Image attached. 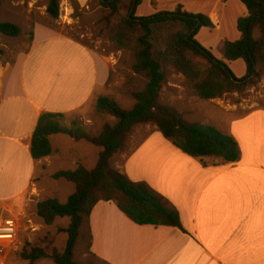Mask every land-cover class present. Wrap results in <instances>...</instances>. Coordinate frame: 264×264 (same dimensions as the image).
<instances>
[{
  "label": "crops",
  "instance_id": "0c3cea01",
  "mask_svg": "<svg viewBox=\"0 0 264 264\" xmlns=\"http://www.w3.org/2000/svg\"><path fill=\"white\" fill-rule=\"evenodd\" d=\"M179 6L212 22L213 29H200L195 40L217 60H222L224 42L240 40L236 24L248 13L238 0H141L135 17L173 12ZM32 34L24 53L0 65V205L1 217L16 218L19 235L25 233L28 244H45L50 234L45 229L61 218L46 226L36 215L37 204L47 200L41 197L43 178L73 171L77 164L91 171L101 149L56 135L49 138L53 154L34 161L30 146L39 117L62 115L66 123L78 121L85 132L98 136L109 123L95 122L108 117L95 114L96 101L113 97L106 95L111 68L103 57L38 25L32 27ZM227 66L236 78L245 75L242 60ZM240 107L228 106L219 112L224 120L209 121V126L237 143L239 159L233 164L190 158L154 126H135L110 167L159 195L178 213L180 229L137 226L114 203L99 202L80 228L87 256L99 264H264V110L238 112ZM65 137L73 145L67 150ZM86 145L96 147L89 158L84 151H74V147L89 150ZM59 161L74 167L49 172ZM52 181L65 190V201L55 199L65 204L75 192L74 185ZM66 229L55 233L64 234L58 230ZM10 252L0 264H8Z\"/></svg>",
  "mask_w": 264,
  "mask_h": 264
},
{
  "label": "trees",
  "instance_id": "16d2710c",
  "mask_svg": "<svg viewBox=\"0 0 264 264\" xmlns=\"http://www.w3.org/2000/svg\"><path fill=\"white\" fill-rule=\"evenodd\" d=\"M228 1V0H224ZM248 16L237 21L240 40L224 42L222 60H217L195 36L200 29H213L212 22L202 15H191L179 6L173 12H161L137 18L135 10L141 0H104L101 6L116 16L111 39L120 49L130 47L134 64L132 73L144 79L142 91L132 93L135 105L123 110L110 98H98L97 116H108L114 122L105 124L98 136H92L77 123L66 125L64 116L43 114L32 135L30 155L34 161L53 154L49 138L66 135L99 147L97 164L91 171L81 166L73 171H61L51 176L74 185L75 192L60 204L47 199L37 204L36 215L46 226L58 218L69 219L62 251L26 244L19 258L33 264L48 259L53 264H74L73 250L80 236V228L99 202H112L118 210L137 226L180 229L178 213L144 183L129 181L110 167L111 159L122 152L131 130L142 124L153 125L162 136L184 155L198 160L211 158L220 164H233L239 159L234 139L214 127L189 124L175 110L158 103L159 93L166 84L167 69L172 68L189 83L194 97L203 101L220 99L226 94L241 93L259 79L258 68L264 67V0H238ZM60 0H48L46 14L56 22ZM126 9L127 14L120 11ZM132 12V13H130ZM259 28L260 38L252 37ZM22 30L12 23H0V34L20 38ZM33 34H29L30 42ZM242 60L245 75L236 78L227 64Z\"/></svg>",
  "mask_w": 264,
  "mask_h": 264
},
{
  "label": "rangeland",
  "instance_id": "374dc122",
  "mask_svg": "<svg viewBox=\"0 0 264 264\" xmlns=\"http://www.w3.org/2000/svg\"><path fill=\"white\" fill-rule=\"evenodd\" d=\"M101 2L102 0H60L59 18L56 22H53L46 14L48 0H0V23H12L23 32L20 38H8L0 34V65L13 62L17 54L24 53L30 45L29 34L32 33V27L34 25L41 26L72 38L90 51L103 57L111 68L109 82L106 86V95L113 97L112 99L116 101L121 109L131 110L135 105L132 93L142 91L145 81L139 76H133L134 57L132 49L130 47L120 49L112 41L111 29L116 23V16H110L109 11L101 6ZM120 14L126 15V9L121 10ZM252 37L255 40L260 38L259 28L253 30ZM258 72L259 79L255 81L253 86L246 88L243 92L226 94L215 101H203L194 97L186 79L176 74L172 68H168L166 79L168 85H163L159 93L158 103L175 110L187 123L204 126H209V121L212 123L215 119L216 122L219 118L224 120L225 116L219 112H225L228 106H241L238 112L264 110V67L258 68ZM94 120L98 124L101 123L100 120L107 123L114 121L110 117ZM64 123L68 126L72 123L80 125L78 121L68 123L64 121ZM64 140L67 142L64 143V149L67 150L73 147L69 144L68 137H65ZM86 146L90 149L82 150L74 147V151L77 154L84 151L89 158L96 147ZM59 162L56 166L53 164L49 172L55 169L74 167L70 166L69 161ZM81 165L83 164H77V166ZM84 166L89 168L87 164H84ZM56 184L51 179L43 178L42 186L45 192L41 197L65 201V190L60 191ZM68 225L69 219L67 218L56 220L53 226L45 229L50 233L46 237L47 242L45 244L35 242L31 245L47 249L55 247L62 250L65 247L67 235L57 234L55 231L58 228H67ZM18 242L20 244L17 243L16 248L10 252L8 264H29L19 259V253L28 244L27 235L23 232L20 233ZM85 246L86 240L80 239L79 236L73 250L74 264H99L90 256H87ZM34 264L53 263L45 259Z\"/></svg>",
  "mask_w": 264,
  "mask_h": 264
},
{
  "label": "built area",
  "instance_id": "2783aa9c",
  "mask_svg": "<svg viewBox=\"0 0 264 264\" xmlns=\"http://www.w3.org/2000/svg\"><path fill=\"white\" fill-rule=\"evenodd\" d=\"M0 205V258L7 256L8 252L16 248L20 232L19 222L11 215L1 217Z\"/></svg>",
  "mask_w": 264,
  "mask_h": 264
},
{
  "label": "water",
  "instance_id": "95a60500",
  "mask_svg": "<svg viewBox=\"0 0 264 264\" xmlns=\"http://www.w3.org/2000/svg\"><path fill=\"white\" fill-rule=\"evenodd\" d=\"M102 1H104V0H102ZM130 13H132V12H130Z\"/></svg>",
  "mask_w": 264,
  "mask_h": 264
}]
</instances>
